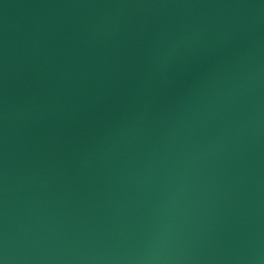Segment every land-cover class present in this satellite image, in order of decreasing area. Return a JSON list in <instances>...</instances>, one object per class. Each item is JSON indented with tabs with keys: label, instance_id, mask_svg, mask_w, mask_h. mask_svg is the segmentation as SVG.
<instances>
[{
	"label": "water",
	"instance_id": "95a60500",
	"mask_svg": "<svg viewBox=\"0 0 264 264\" xmlns=\"http://www.w3.org/2000/svg\"><path fill=\"white\" fill-rule=\"evenodd\" d=\"M0 264H264V0H0Z\"/></svg>",
	"mask_w": 264,
	"mask_h": 264
}]
</instances>
